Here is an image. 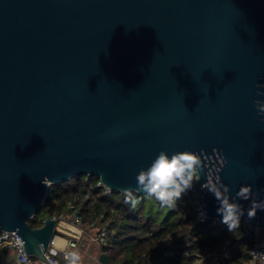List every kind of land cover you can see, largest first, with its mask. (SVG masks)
<instances>
[{
    "label": "water",
    "instance_id": "water-1",
    "mask_svg": "<svg viewBox=\"0 0 264 264\" xmlns=\"http://www.w3.org/2000/svg\"><path fill=\"white\" fill-rule=\"evenodd\" d=\"M256 101L264 0H0V230L49 261L56 220L29 219L51 183L96 175L144 194L136 176L162 150L200 155L193 192L210 218L222 219L204 183L246 211L264 200ZM247 225L264 232V211Z\"/></svg>",
    "mask_w": 264,
    "mask_h": 264
},
{
    "label": "trees",
    "instance_id": "trees-1",
    "mask_svg": "<svg viewBox=\"0 0 264 264\" xmlns=\"http://www.w3.org/2000/svg\"><path fill=\"white\" fill-rule=\"evenodd\" d=\"M96 175H76L51 183L41 210L29 219L32 227L41 226L48 216L70 212L73 202L86 227L105 225L109 264H246L255 234L244 224L229 232L218 220L197 219L193 187L173 208L161 207L154 198L136 191L135 208L125 203L128 191H103ZM6 253L0 248V262ZM37 259V258H34Z\"/></svg>",
    "mask_w": 264,
    "mask_h": 264
},
{
    "label": "clouds",
    "instance_id": "clouds-1",
    "mask_svg": "<svg viewBox=\"0 0 264 264\" xmlns=\"http://www.w3.org/2000/svg\"><path fill=\"white\" fill-rule=\"evenodd\" d=\"M258 114L264 117V102H255ZM226 163V161H225ZM200 155L193 151H179L169 155L160 151L150 166L139 171L136 176L139 191L154 198L161 207L173 208L192 189L194 181H198L203 171ZM202 188L212 193L218 202L217 214L222 217L221 223L227 226L229 232L241 227V217L245 215L242 206L233 202L229 196V187L223 183H204ZM253 196L252 186H241L236 197L241 200H250ZM125 203L135 208L139 203L131 193L126 194ZM264 211V200L251 199L247 209L248 220L255 219L257 211ZM203 216V213H201ZM66 264H81V255L78 250L65 254Z\"/></svg>",
    "mask_w": 264,
    "mask_h": 264
},
{
    "label": "built area",
    "instance_id": "built-area-1",
    "mask_svg": "<svg viewBox=\"0 0 264 264\" xmlns=\"http://www.w3.org/2000/svg\"><path fill=\"white\" fill-rule=\"evenodd\" d=\"M97 184L103 187L105 193H109L112 190L100 179ZM193 205L199 221L205 222L211 219L213 223H216L220 220L218 218H210L197 198L194 199ZM67 206L70 212H61L54 216L56 220L55 230L46 252L47 259L53 264H66L65 254L78 247L79 241L86 233V227L82 224L76 205L73 202H68ZM201 213H203V216ZM247 221L246 210L244 215L245 225H247ZM249 229L254 232L255 237L250 247L249 259L246 264H264V232L257 225ZM61 238L65 241L63 246L59 244ZM94 240L99 244L107 243L108 234L104 224L100 225ZM0 248L6 253L5 259L0 264H51L47 260L34 259L28 254L24 247L23 238L14 230H0Z\"/></svg>",
    "mask_w": 264,
    "mask_h": 264
},
{
    "label": "crops",
    "instance_id": "crops-1",
    "mask_svg": "<svg viewBox=\"0 0 264 264\" xmlns=\"http://www.w3.org/2000/svg\"><path fill=\"white\" fill-rule=\"evenodd\" d=\"M87 236H83L79 241L78 247L74 249L78 250L81 255V264H104L99 261V255L103 251L100 248V244L94 240L95 234H91L90 238ZM59 244L61 246L65 244L63 238L59 240Z\"/></svg>",
    "mask_w": 264,
    "mask_h": 264
},
{
    "label": "rangeland",
    "instance_id": "rangeland-1",
    "mask_svg": "<svg viewBox=\"0 0 264 264\" xmlns=\"http://www.w3.org/2000/svg\"><path fill=\"white\" fill-rule=\"evenodd\" d=\"M99 227H100V225H98L97 223H93V225L86 227V233L84 234V236L88 235L87 237L90 238L91 234L97 233Z\"/></svg>",
    "mask_w": 264,
    "mask_h": 264
}]
</instances>
